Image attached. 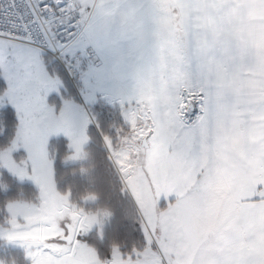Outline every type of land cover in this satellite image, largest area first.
I'll return each instance as SVG.
<instances>
[{"label":"snow or ice","instance_id":"1","mask_svg":"<svg viewBox=\"0 0 264 264\" xmlns=\"http://www.w3.org/2000/svg\"><path fill=\"white\" fill-rule=\"evenodd\" d=\"M90 44L104 64L83 73L84 104L97 92L118 103L151 156V177L136 183L146 244L113 246L108 260L77 238L93 220L56 191L46 151L63 132L78 157L89 121L82 105L65 100L57 115L46 104L61 81L45 53L78 67ZM0 75V105L19 116L0 167L33 180L42 201L8 203L0 238L32 264H191L198 235L213 229L217 242L195 264H264V0H0ZM18 147L26 161L12 158ZM153 189L178 197L159 217Z\"/></svg>","mask_w":264,"mask_h":264},{"label":"trees","instance_id":"2","mask_svg":"<svg viewBox=\"0 0 264 264\" xmlns=\"http://www.w3.org/2000/svg\"><path fill=\"white\" fill-rule=\"evenodd\" d=\"M45 63L48 71L53 75L60 74L72 90L73 87L63 70L49 58L45 57ZM4 89L3 83L0 82V94ZM88 111L93 125L87 128L89 143L85 148L87 160L84 164L63 166L62 161L68 154L67 142L64 139L50 142V151L54 156V182L61 195L69 194L70 202L86 211L100 205L111 209L113 214L101 237L97 231L77 237L82 243L95 248L102 260H108L111 258L113 245L118 246L122 253L129 254L133 249H143L145 237L140 213L125 190L104 144L105 137H108L112 145H117L119 139L128 133L129 126L117 108L101 101ZM16 128L15 114L7 107L0 112V150L9 145ZM86 193L99 194V200L92 205H83L81 196ZM37 200L38 192L32 185L19 183L6 172L0 173V226L4 223L3 211L9 202L24 201L36 204ZM0 258L7 264L13 261L15 264H30L18 250L1 253Z\"/></svg>","mask_w":264,"mask_h":264},{"label":"rangeland","instance_id":"3","mask_svg":"<svg viewBox=\"0 0 264 264\" xmlns=\"http://www.w3.org/2000/svg\"><path fill=\"white\" fill-rule=\"evenodd\" d=\"M91 46H93V45H91ZM76 56H77V59H79V66H78V68H79V78H78V81H77V84H76V86H77L76 89L72 88L73 91L70 90L69 86L66 84L65 78H63L60 74H54L53 75V74H51L49 72L50 75L58 77L60 79L61 85H60L58 90H54V91L49 92L47 94V96L45 97V102H46V104L48 106L54 107L53 110L55 112H58L62 108L63 102L65 100L71 101V102L79 104V105H82L83 108H84V115L88 118L89 125H93V120L91 119V116H90L88 110L91 109L99 101L105 103L106 105H108L109 103L111 105V104H113V102H109V100L104 96L103 93L97 92L96 93V99L93 102L88 103V104H84L83 103V98H82V93H83V89H84L83 78L82 77H83V73L87 72L90 68L98 69V68L103 67L104 60H103L102 54L99 53V52L93 54L92 56H90V53H89L87 47L83 50V52L78 51ZM0 82H2L4 87H5L4 91L0 94V95H2L5 92V90L7 89V87H8L7 81L4 79L3 75H0ZM10 104L11 103L5 102L4 104L0 105V112L2 110H4L5 108L10 107L13 110V112L15 114V118L17 120V128H16L15 135H14L13 139L11 140V142L9 143V145L7 147H9L11 145L12 141L15 139L16 133H17L18 128H19V116H18V113L16 112V109H14ZM116 104H118V103H116ZM110 105H108V106H110ZM118 106L120 107L119 104H118ZM114 108H117V107H114ZM127 126H129L128 133L126 134V136H123V137H121L119 139L117 145L114 146V145L111 144V147H110L109 144L105 140H104V144H105V148H106V150L108 152L109 159H110L111 163L113 164L114 168L115 169L117 168L116 171L119 170V173H120L121 176L123 175V179H124V184L125 185L123 183L122 184H123L125 190H126V187H127V189L128 188H130V189L131 188H135L136 190H138L137 187H136V183H137L139 177H138L137 174L133 173V171L135 169H131V165H133L137 161V163H136V167H137L136 171L137 170L140 171V172L144 171V169H143V155H142L141 146H139V145L135 146V144H136L135 142L137 140L138 141L141 140V138H140V136L137 135V132H134V126L135 125H133L131 123V124H127ZM59 133H63V132H59ZM59 133H54V134L50 135L48 137V140H47V143H46V151L48 153L49 159L52 161V169H53V163H54V156H53L52 152L50 151V142L52 140H58V139H64L67 142L66 148H67L68 154L62 161V165L63 166L68 167V166H75V165L84 164L86 162V160H87V156H86V153H85V148L86 147L82 148V151L85 154L84 158L75 159V160H71V161L68 160L67 158L73 154L74 149L70 147L71 140H70V138L68 136H66V137L60 136V137H57V138L54 137L55 134H59ZM87 140H88V143H89L88 137H87ZM83 145H82V147H83ZM22 148L23 147H18L15 151L12 152V158L17 163H20L21 161H26L27 160L28 156H26L25 151ZM120 150H121V153L118 154V151L120 152ZM130 154H132V156H128ZM121 160H123V164L120 162ZM126 166H128V168L125 169ZM126 171L131 172L129 178H126L124 176V174H123V173H126ZM1 172H6L8 175H10L11 177L15 178L19 183H25V184L32 185L37 190L38 198H39L38 199L39 202L37 200V202L35 204L37 206H35V207H39L40 206V204L42 202L41 201V197H40V188L33 180H31L30 178H27V177H25L23 180H21L19 177L15 176L7 168H4V167H0V173ZM118 176H119V174H118ZM53 182H54V170H53ZM54 185H55V188H56L55 182H54ZM163 192L165 193L164 195L167 197L168 195L172 196L173 193H175V190L165 191L163 189ZM156 195L158 196L157 192H155V191L153 192V190H152L153 200H155V196ZM135 196H136V201L139 204H142L141 203V199H140V197L138 196L137 193L135 194ZM138 198L140 199V201H139ZM69 199H70V197H69ZM25 203H28V202H25ZM81 203L83 205H92L95 202H87L86 203V202L81 200ZM28 204L32 205L34 203H28ZM6 206H5L4 211H3L5 220H4V223L0 227H8L6 221H7V218H8L9 214L7 212V207ZM140 211H141L140 214L142 215L141 219H142V217L147 219L146 211L141 206H140ZM110 219H111V217L105 222L102 230L99 227L94 225L86 233H81L78 236H85V235H87V234H89V233H91L93 231H97L98 235L101 237V235L103 234V230L108 225ZM141 224H142V226H141L142 227V232H143L144 237H145L144 229L148 225L145 226L143 220H142ZM2 239H4V238H0V254L1 253H5V252H7L9 250H18V251L22 250L21 252L23 253L26 261H28L30 264H32V259L27 254L28 250L23 245H21L20 243H11V247H12L11 248V247L7 246L5 244V241H3ZM144 239H145V244H146V238H144ZM25 254H26V256H25ZM0 260H2V259L0 258ZM10 264H13V263H10Z\"/></svg>","mask_w":264,"mask_h":264},{"label":"crops","instance_id":"4","mask_svg":"<svg viewBox=\"0 0 264 264\" xmlns=\"http://www.w3.org/2000/svg\"><path fill=\"white\" fill-rule=\"evenodd\" d=\"M83 103H84V102H83ZM107 104H108V103H107ZM10 105L15 109V107H14L12 104H10ZM108 105H110V103H109ZM84 106H85V105H84ZM110 106H111V107H117V108L120 110V113H121L122 119L124 120V117H123V114H122L121 108L118 106V104L113 103V104H111ZM49 107H51V106H49ZM51 108H54V107H51ZM60 110H61V109H60ZM60 110H59L58 112H55V111L53 110V111H54V114H57V115H58L59 112H60ZM16 112H17V111H16ZM124 122H125L126 124H131L130 121H129V122H126V121L124 120ZM88 126H89V123H88V124L86 125V127H85V135H86V137H87V128H88ZM60 136H64V137H66V135L63 134V133H59V134H55V135H54L55 138L60 137ZM140 138H142V137H140ZM135 143H136L135 146H138V145H139V146H141V149H142V155H143V169H144V171H143V172H140V171H138V170L136 171V168H137V167H136V163H137V161H136L133 165H131V169H135V170L133 171V173H134V174H137L138 177H139V179H144L145 184H147L148 179L151 177V172H150V160H151V156H150V153L148 152L147 148L142 147V145H141V140H139V141L137 140ZM87 144H88V140L85 141V143H84V145H83L82 148H85ZM22 149L25 151L26 156H28V154H27V150H26L25 148H22ZM119 153H121V150H120V152L118 151V154H119ZM25 154H24V155H25ZM128 156H132V154H130V155H128ZM126 168H128V166H126L125 169H126ZM116 169H117V168H116ZM117 172H118V174H119V177H120L122 183L124 184L123 175H122V176L120 175L119 170H117ZM123 174H124V176H125L126 178H129L131 172L126 171V173H123ZM197 179H199V178H197ZM124 185H125V184H124ZM125 187H126V186H125ZM126 191L128 192L129 196H130L131 199L133 200V202H134L136 208L138 209V211H140V206L143 207V205H142V204H139V203L136 201V196H135V194L138 193V190H136L135 188H131V189L128 188V189H127V187H126ZM154 191L157 192L158 196L156 195V196H155V200H153V201H154V204H153L152 212H153V215H154V216L159 217V216H162V215H164L165 213H167L168 209L176 204L178 197H177V195H176V192L173 193L172 196L168 195V196L166 197V196L164 195L165 193L163 192V189H160V190H155V189H153V192H154ZM173 192H174V191H173ZM155 194H156V193H155ZM38 199H39V198H38ZM138 199H139V198H138ZM139 201H140V199H139ZM38 202H39V200H38ZM32 205H33V206H37V205H35V204H32ZM161 206H162V207H161ZM158 207H159V208H158ZM143 208H144V207H143ZM144 209H145V208H144ZM139 213H141V211H140ZM140 216H142V215L140 214ZM146 217H147V219H145L144 217H142V220H143L145 226H147V221H148V214H147V213H146ZM2 240L5 241V244H6L7 246L11 247V243H10V242H7L5 239H2ZM216 242H217V233H216V231H215L214 229H213V230H206V231L200 233V234L198 235V237H197V241H196V243H197L198 246H197V247L194 249V251L192 252L191 264H195L196 260L199 258V255H200L201 250H203V249H205V248H210V247L213 246ZM11 248H12V247H11ZM21 251H22V250H21ZM25 256H26V254H25Z\"/></svg>","mask_w":264,"mask_h":264},{"label":"clouds","instance_id":"5","mask_svg":"<svg viewBox=\"0 0 264 264\" xmlns=\"http://www.w3.org/2000/svg\"><path fill=\"white\" fill-rule=\"evenodd\" d=\"M75 150L73 152V154L71 156H69L67 159L68 160H75V159H82L84 158V153L82 151V153L76 157L73 158L75 156ZM64 196H67L69 198V194H64ZM81 200L84 202H97L99 200V194L97 193H86L83 196H81ZM70 202V199H69ZM10 203V202H9ZM71 205L77 209L78 211H80L83 215L87 216L90 220H93L92 223V227L95 225L97 227H99L101 230L105 224V222L112 216V211L110 208H108L107 206H97L95 209H88L87 211L83 208V207H78L74 202H70ZM91 227V228H92ZM7 242L10 243H14L6 238H4ZM115 246V245H113ZM0 264H6L5 261L0 260ZM13 264H15V262L13 261Z\"/></svg>","mask_w":264,"mask_h":264},{"label":"built area","instance_id":"6","mask_svg":"<svg viewBox=\"0 0 264 264\" xmlns=\"http://www.w3.org/2000/svg\"><path fill=\"white\" fill-rule=\"evenodd\" d=\"M87 48L90 56L98 53L97 50L91 45H88ZM45 57L51 59L63 70L68 82L74 89H76V84L79 78V68L75 65V61L62 58L59 55H57L55 59H53L52 57L48 56L47 53H45ZM134 132H137L136 126H134Z\"/></svg>","mask_w":264,"mask_h":264},{"label":"water","instance_id":"7","mask_svg":"<svg viewBox=\"0 0 264 264\" xmlns=\"http://www.w3.org/2000/svg\"><path fill=\"white\" fill-rule=\"evenodd\" d=\"M141 145H142V147L146 148V145L143 142V138H141Z\"/></svg>","mask_w":264,"mask_h":264}]
</instances>
